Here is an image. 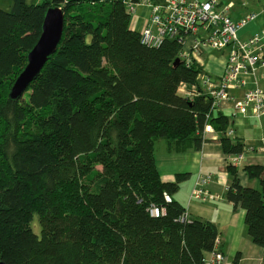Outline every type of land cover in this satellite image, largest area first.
Masks as SVG:
<instances>
[{
	"label": "trees",
	"instance_id": "trees-1",
	"mask_svg": "<svg viewBox=\"0 0 264 264\" xmlns=\"http://www.w3.org/2000/svg\"><path fill=\"white\" fill-rule=\"evenodd\" d=\"M144 1L164 2L132 3ZM51 8L64 14L61 42L12 101ZM131 21L123 0H13L10 11L0 8V262L204 264L214 249L218 227L189 219L174 198L189 175L164 181L155 144L199 150L212 125L228 156L244 145L213 107L203 69L180 58V39L145 45ZM185 84L197 89L182 94ZM228 165L227 199L246 211L248 236L264 248V166L244 169L254 188Z\"/></svg>",
	"mask_w": 264,
	"mask_h": 264
},
{
	"label": "crops",
	"instance_id": "crops-1",
	"mask_svg": "<svg viewBox=\"0 0 264 264\" xmlns=\"http://www.w3.org/2000/svg\"><path fill=\"white\" fill-rule=\"evenodd\" d=\"M207 1V0H200ZM219 1V0H218ZM222 5V3L219 1ZM233 9V10H232ZM229 15L235 21L244 19L249 14H257V19L250 22L240 36L246 40L256 33L263 35L264 48V7L233 8ZM151 9L147 5H138L135 16L132 17L131 29L140 33L149 23ZM205 33L200 35L204 39ZM193 41H189L183 49L187 51L191 62H196L203 69V76L217 82L225 73L228 51H215L208 48L193 52ZM245 87L233 88L229 91L232 98L241 100L250 88L264 91V70L257 69L254 73L241 76ZM202 86V85H201ZM195 86L183 85L182 94H193ZM217 113H222L230 119V130L233 140H239L245 148L244 160L237 167L238 179L242 186L258 187V181L250 180L244 169L247 166H264V117L257 119L252 114L239 115L232 102H224ZM208 142L202 144L199 150L192 145L185 151L173 149L167 140H159L155 144L156 164L164 181H174L176 176L188 174V179L182 183L174 198L186 209L189 219H201L215 224L222 238V250L233 264H264V248L257 246L247 233L246 211L234 205L227 199V191L232 184L233 175L228 168L227 154L223 150L220 136L207 135ZM212 176V181L205 185L208 192L206 201L193 200L192 193L202 176Z\"/></svg>",
	"mask_w": 264,
	"mask_h": 264
},
{
	"label": "built area",
	"instance_id": "built-area-1",
	"mask_svg": "<svg viewBox=\"0 0 264 264\" xmlns=\"http://www.w3.org/2000/svg\"><path fill=\"white\" fill-rule=\"evenodd\" d=\"M132 17L137 6L147 5L151 9L148 25L140 32L143 44L158 47L166 39H180L183 49L189 41H193V52L208 48L215 51L227 50L229 53L225 73L222 79L215 82L210 77L203 78V86L213 98V107L219 109L224 102H232L239 115L252 114L255 118L264 117V91L259 88L248 89L241 100L232 98L229 91L233 88L245 87L241 76L254 73L257 69L264 70L263 35L256 33L244 40L242 30L257 19V14H249L240 21L229 15L233 4L221 6L218 0H164L161 4L144 1L133 4L132 0H123ZM205 33V38L200 35ZM181 51L180 58L191 63L188 52ZM212 125H206L205 137L215 134ZM232 131L229 132V135ZM244 153L228 157V163L238 167L244 160ZM211 176H202L193 189L192 199L206 201L208 192L205 185L212 181ZM159 210L153 214L159 216ZM204 264H233L222 250V238L215 240L214 249L205 255Z\"/></svg>",
	"mask_w": 264,
	"mask_h": 264
},
{
	"label": "water",
	"instance_id": "water-1",
	"mask_svg": "<svg viewBox=\"0 0 264 264\" xmlns=\"http://www.w3.org/2000/svg\"><path fill=\"white\" fill-rule=\"evenodd\" d=\"M64 30V14L60 8L47 11L41 37L28 55L26 67L17 77L9 95L12 101L19 100L37 79L49 58L54 55L61 42ZM0 264H6L0 262Z\"/></svg>",
	"mask_w": 264,
	"mask_h": 264
},
{
	"label": "rangeland",
	"instance_id": "rangeland-1",
	"mask_svg": "<svg viewBox=\"0 0 264 264\" xmlns=\"http://www.w3.org/2000/svg\"><path fill=\"white\" fill-rule=\"evenodd\" d=\"M29 1H31V0H29ZM219 1L222 3L223 6H227L228 4H233L235 6V8H240V9H243L244 7L249 8V7H255V6L264 7V0H219ZM12 6H13V0H0V8L2 10L10 11L12 9ZM228 56H229V53H228ZM231 131L232 130H230V132ZM228 157L229 156H227V159H228ZM227 162H228V160H227ZM34 223L37 224V225L36 224L34 225L35 233L40 234V227L38 224V218L37 217H35Z\"/></svg>",
	"mask_w": 264,
	"mask_h": 264
}]
</instances>
